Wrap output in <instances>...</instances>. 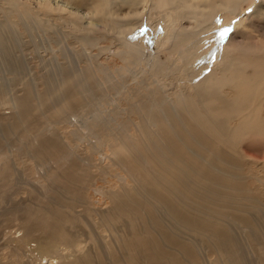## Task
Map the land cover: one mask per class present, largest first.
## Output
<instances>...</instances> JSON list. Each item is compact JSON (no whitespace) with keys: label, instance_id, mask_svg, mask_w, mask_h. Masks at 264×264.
I'll return each mask as SVG.
<instances>
[{"label":"bare ground","instance_id":"1","mask_svg":"<svg viewBox=\"0 0 264 264\" xmlns=\"http://www.w3.org/2000/svg\"><path fill=\"white\" fill-rule=\"evenodd\" d=\"M83 1L85 5L89 0H7L6 10L9 9L14 19L5 26L7 33L0 29V59L13 49L9 39L12 28L17 30L16 27L22 26L31 35L39 31L50 33L55 26L52 23L55 13L51 17L46 14L48 10L57 11L59 19L67 17L71 29L67 35L78 32L76 40L86 50L99 46L97 35L102 32L99 24L115 30L120 41L131 38L141 43L143 34L136 37L130 21L140 18L147 6L154 9L169 6L178 9L181 18L194 20L193 24H187V33L179 30L174 33L170 45L172 53L187 46L182 48L186 67L183 70L159 66L155 54L148 55L151 67L157 65L164 75L175 76L168 77L167 82L163 76L150 84L146 81L145 93L132 91L130 95L134 96L138 112V121L134 123L131 119L137 117L128 116L135 125L133 132L124 116L118 115V104L119 108L115 104L113 108L105 105L112 102L107 98L110 92L113 96L118 93L109 85L100 95L95 94L90 86L96 89L97 80L94 82L89 73L80 75L70 54L60 45L56 51L62 53L63 61L56 75H41L38 71L32 77L22 78L16 86L11 85L12 88L8 86L9 91L0 97L12 109L9 114L0 115L3 134L15 133L19 142L25 135L24 141H32L16 155L33 164L60 158L59 166L48 169L42 180L45 191L41 208L46 210L52 204L55 210L49 218L39 219L37 216H42L33 204L17 207L14 211L23 214L13 223L21 234L12 236V252L30 255L23 264H264V167H261L264 152H259L264 149V36L259 37L254 30L259 28L264 33V0L256 5L242 28L226 38L216 25L217 16L224 9L243 15L247 0H150V3L91 0L99 7L92 10L88 6L91 11H87L95 19L90 25L84 24L82 18L73 17ZM126 15L131 17L129 21ZM31 38L36 39L35 35ZM35 42V49L43 48ZM102 46L100 52H105ZM142 49L141 43L139 55ZM198 56L201 58L195 60ZM17 60L13 62L18 63L16 66H10L12 59L9 68H5L11 72L9 77H17L23 70L22 61L21 66ZM215 60H219V68L214 67ZM92 110L100 111V116L95 117ZM72 116L82 120L74 122ZM41 121L48 130L45 134L37 132L43 128ZM64 126L72 127L75 135L90 141L88 151L106 154V162L103 155L105 163H99L98 159L90 167L78 154L73 159L70 157V163L64 167L69 152V144L61 134ZM105 143L110 154L105 153ZM242 147L258 151L260 161L245 157ZM5 150L0 152V185L10 181L14 174L13 151ZM123 154L133 158L131 169L137 178L128 184L115 178V183L103 187L109 198L105 206L90 202L83 206L88 195L79 188L87 182L85 170L116 176L114 166H121ZM249 161L257 162L260 167L247 171L245 164ZM227 219L241 225L244 231L242 228L233 231ZM176 226L182 233L181 239L173 237L176 234L172 229ZM242 237H246V246ZM31 241L35 242L33 246ZM34 250H37L35 255Z\"/></svg>","mask_w":264,"mask_h":264},{"label":"rangeland","instance_id":"2","mask_svg":"<svg viewBox=\"0 0 264 264\" xmlns=\"http://www.w3.org/2000/svg\"><path fill=\"white\" fill-rule=\"evenodd\" d=\"M6 1L7 0H0V29H2V30L4 29L3 30L4 33L8 32V30L7 31L5 30L6 29L5 26L6 27L9 26V21L14 19V16L9 14V9L6 10V8H8L7 7L8 4ZM30 1L36 2V0H30ZM89 1H85V5H84V1H83L82 5H80L82 8L80 7L78 10V12L80 11L79 12L80 14H78V12H76V14L74 13L75 15L72 14V16L74 15L73 17L75 19L76 18H82V19H84V21H83L84 24L90 25L91 22L95 23L94 22L95 19L92 17V14L89 13L88 11H91L90 7L92 10H94V7H96V6H97L96 8H98L99 4L96 1H95L96 3H92L93 1H91V0H89ZM148 2L150 3V0H148ZM260 2H261V0H247L243 4V10L242 11H244V14L241 16L237 13L229 12V10H226V9L222 10L216 18V25L221 27L222 34L224 35V38L231 35L232 32L233 33L236 32V29H238L239 27L242 28L241 26L249 20L247 17L251 15L252 11L255 10L256 5ZM92 5H94V6L92 7ZM88 6H90V7H88ZM165 10H168V11H165ZM52 13L53 14L55 13L58 15L54 14V16H53ZM124 13H126V9H124ZM180 13L181 12L178 9L175 10V8H171L169 6H166L163 9H160V8L154 9V8H150L149 6H147L145 13L142 14L140 16V18L135 19L133 21L132 20L130 21L131 22V28L132 29L134 28L133 32L135 34L137 33L136 37L140 36V34H143V36L140 37V41H141L142 47H143V49H142L143 52L140 55L138 52H139V48H140L141 43H139L138 40L135 42V40L131 41V38H130L129 41H126V38H125V41L124 40L120 41L117 37L118 35L116 34V31L113 29H109L108 26H106L105 24H99L100 30H102V32H99L101 34L97 35L100 38L99 46L103 45L102 47H104L105 52L104 51L100 52L101 47H99L98 45L91 46L90 48H87L86 50H84L85 48L81 45L80 42H78L76 40V36L78 35V32H74L72 34L73 36H70V37H69V35H67L71 31V29L68 27L69 23L65 19L67 17L60 18L61 19L60 20L58 18L59 13L57 11L55 12L54 10H53V12H52V10H48V12L46 14H48V15L51 14L50 15L51 17L53 16L52 18L54 19V21H52V23L55 26L52 27V30L50 31L49 34H44L43 31L42 32L39 31L37 33L35 32L34 35H35L36 39H34V40H31L32 39L31 37L32 36L34 37V35H31V33L25 31L22 26H18L19 29L16 27L17 30H14L15 28L13 29L11 27L12 30H9V36H10L9 39L12 40L10 47H11V49L13 48L14 50L12 49L8 52V54L11 52V56L8 54H6V56H5L6 58L12 57L10 60H9V58L6 60L5 57H4V59H0V65H1V67H0V77H1V79H0L1 80L0 81V97L4 96L9 91L8 89L12 88L11 85L16 86L17 84L20 83L22 78L32 77L38 71L39 72L41 71V75L43 73H44V75H47V76L48 75H56L58 70L62 67L60 65V62L63 61L62 53L56 51L59 49V45H60V48H63L66 52H68L70 54L74 65H76L75 66L76 70L80 75L83 76V75H86L89 73V75L92 77L94 82H95V80H97V82H95L96 86H97L96 89L93 88V86L91 84H90L91 86L89 84H84L83 86H85V85L90 86L92 91L94 89L93 92L95 94L100 95L102 93V91H104L105 88L107 89L110 85L111 86L110 89H112V90L114 89V92H116V94L118 93L117 96L116 95L113 96L112 92H110V95L107 96V98L112 102H109V103H111L110 106H108L107 103H105V105H107V107H109V108H111L113 106V104H115L116 107L119 106L120 108L119 107L118 108L120 109V111H119L118 115L121 118L124 116L123 117L124 121H126L127 126L133 132V130L135 131V127H134L135 125H133L130 122L131 121L133 122L134 120L138 121V112H137V109H136L134 102H133L134 96L130 95L132 93V91L136 90V91H140L141 93H145L148 90L146 83H145L146 81H148L147 83L150 84L149 82H151L153 79H155V78L159 79L160 77L163 76V78L165 77L164 80L167 82L170 78L172 79L175 76L174 74H172L170 76L164 75L162 71L157 70V68H158L157 65H154L153 67H151L150 65L152 63L150 61H149V63L147 62L148 55L150 56L151 53L155 54L154 58L155 59L157 58L156 61H157V64L159 66L161 65V66H166L169 68L175 66L176 68L180 67L183 70L186 67V66H184V61L182 59V48L183 47L181 49H179L180 52L178 50V51L172 53L170 50V45L172 43V40H173L172 37H173L174 33L177 30L182 31L183 33H187L186 32L187 29H185V28H187V24H193L194 23V20L187 19V17H185L187 20L185 18H181ZM81 15H83V16H81ZM11 16H12V18H9ZM76 16H78V17H76ZM63 17H64V15H63ZM73 17H72V19H74ZM125 17H126V20H128V21L130 20L129 18H131L128 15H126ZM144 18H147V19H144ZM191 20H192V22H191ZM184 21H186V22H184ZM70 25L73 26L72 23H70ZM103 25H105V26H103ZM175 28H177V29H175ZM254 30L256 32L255 34L258 35L259 37L264 36V33L261 31V29L256 28ZM10 31H11V33H10ZM16 31H19V32L17 33ZM109 31H111V32H109ZM114 33H115V37H114ZM105 34H106V36H104ZM111 35L113 38L111 37ZM110 38H112V39H110ZM107 39H108V41H106ZM34 41H36L35 43H38L39 45H41L43 47V48H40L41 50L39 49L42 52V54L39 50L35 49L36 44L33 43ZM223 41H224V39H223ZM14 42H16V43H14ZM53 42H56L55 47H53V44H52ZM118 42H119V44H118ZM29 43H32V45ZM121 43H123V44H121ZM119 45H121V46H119ZM219 45L220 44H217V46H219ZM120 47L122 49H127V50L121 51ZM186 47L187 46H185L183 49H185ZM38 52H40V53H38ZM124 52H126L127 57L125 56ZM117 54L120 56V58ZM85 57H86V59H85ZM89 57H90V59H89ZM125 57H126V59H125ZM16 58L20 59V60L18 61ZM73 58H75V59H73ZM133 58H135V59H133ZM175 58H177V59H175ZM200 58L201 57L198 56L197 58H195V60L196 59L198 60ZM12 59H13V61H12V64H10V66L11 65L16 66L17 62L15 64L13 63L16 60L19 63L22 61L21 63L23 64V66L20 63L22 66L21 68L24 71H26L27 74L25 72H21L23 70L20 69L21 74L18 73L17 77L16 76H15V78H14V76L9 77L11 75V72H8L6 69L9 68V63L11 62ZM126 60H127V62H125ZM2 61H4V63H2ZM6 63L8 65H6ZM218 64H219V60H215L214 67L219 68L220 64L219 65ZM215 65H217V66H215ZM107 66H108V68H107ZM135 66H137V67H135ZM2 67L4 69H2ZM127 67H129L130 70H129V68L127 69ZM137 68H139V69H137ZM2 70L5 72H3ZM122 70H124V71H122ZM107 71H108V74H106ZM136 71L139 72V74ZM22 73H23V76H22ZM94 75H95V78H94ZM104 75H106V76H104ZM109 75L113 76V79L110 80ZM103 76L105 78L107 77L106 80ZM3 77H5V78H3ZM132 77L135 79L137 78V79L134 80ZM168 77H169V79H167ZM2 78H3V80H2ZM92 79L90 78V83H91ZM98 82H99V84H98ZM141 82H142V84H141ZM113 83H116V84H113ZM138 83L141 86H139ZM6 84H8V85H6ZM8 86L10 88H8ZM42 86L43 85L40 84V87H42ZM118 87H119V89H118ZM115 89L116 90L118 89V90L116 91ZM120 89H122L123 91ZM123 92H126V93H123ZM33 101H35V100H33ZM117 104H118V106H117ZM124 106L126 107L127 111H126ZM0 110H1L0 115L9 114L12 111L11 107H9L8 104H4L1 101V99H0ZM97 111H94V110L91 111V112H93L92 114H94L95 117L96 116L99 117L101 114L100 111H98V112ZM125 111L127 112V114ZM135 114H137V115H135ZM128 116L130 118L137 117V119L133 118L130 121L128 119ZM120 117H118V118H119V120L122 121V119ZM73 118H75V119H73ZM71 120L76 122V121H80L82 119L78 116H72ZM65 125H67V124H65ZM40 126L43 127L44 129L42 128L37 132L40 134H45V131H48L47 129L45 130V126H46L45 123L41 121ZM2 128H3V126L0 125V152L3 149H6L7 150V151L5 150L6 152L10 151L9 149H12V151H13V152L11 151L12 155H13L12 159L14 160V161L12 160V166H13V171H14L15 175L13 174V176H12L13 179L11 178L10 181H6L4 183V185H0V264H23V261L25 259H28V257H30V255H28V257L27 256L25 257L19 253L12 252L13 246L10 245V241H11L12 236H16V234L19 235V233L21 234V231L18 232L16 230V227H15L13 222L23 213H19V212H16L14 210L17 207L20 208V207L30 203V204H33L35 206L37 213H40L39 215L42 216V217L37 216L39 219L50 217V213L55 210V206L52 204L47 205L46 210H45V208H41V200L43 198V194L45 191V189L42 185V180L44 179L46 173L49 170L51 171L53 169H56L57 166H59L60 158H50L49 160L41 161V162L34 163V164L32 162H24L23 160L25 158L24 159L20 158L16 154L18 152H21L22 150H25L27 144L32 142L31 139H27L24 141L26 136L23 135L22 137L24 139L21 142H19V139H18L19 137L17 134L14 133V134H10L9 136L5 135V134H3L4 129H2ZM58 129L60 130L61 126H59ZM63 129L61 130V132H62L61 134L63 135L62 138L65 136L67 141H65V139H63V140L65 142H67L66 144H69L67 146L69 152L66 153V155H67L66 159H65V161L63 160L64 165L61 164V167H62V165L64 167L67 166L71 161L70 157H71V159H73V158H75V156L77 157L78 154H79V158L84 159L85 162H87L90 167H91V162H93V161L97 162L98 159H100V161H98L99 163H101V161L103 163L104 157H105V162H106V160H107L106 154H104L100 151H96V152H93L92 150L88 151L90 148V146H89L90 141L89 140L87 141V139L83 138V136H81V135H79V136H78V134L75 135L72 132V127L64 126ZM70 140H71V142H70ZM80 140L83 142H81ZM103 145H104V143H103ZM104 147H106V143H105ZM107 149H108V147L105 148V153L110 154V152H108L109 149L108 150ZM248 150L249 149L242 147V153L244 155L246 154L245 157H248L250 159L256 158L259 160V157L261 155L256 154L258 151L252 152V150H249V152H248ZM11 152H10V154H11ZM259 152L263 153L264 149L261 148V150ZM70 153H71V155H70ZM251 153H253V154L251 155ZM80 154L83 156H81ZM103 155H104V157H103ZM101 158L103 160H101ZM56 159L57 160L59 159V160L57 161ZM66 160H68V162ZM85 162L83 165H85ZM251 162L252 161H249V162H246V164H245V166L246 165L248 166V168L246 166L247 171H250L251 168L256 170L257 167H260V165L257 162L256 163H254V162L251 163ZM132 164H133V158H131L127 154H123V163L121 164V166H118V167H117V165L114 166V167H116V169L114 170V172H116V176L114 173H108V174L107 173L106 174L100 173V172L98 173L95 170L93 171L91 169L85 170V172H87V173L82 171L83 175H84V173L86 174V176L85 175L84 176L86 177L87 182L84 181V183L81 185L82 188H79V189L80 190L82 189V191L85 189L86 194L88 195L83 200L82 205L87 206V204L89 205V202H90V203L96 204L97 206H103V205L105 206L108 203L109 198L103 192L104 189H102V188L108 187L111 183H115L116 179L122 180V182L127 183V184L131 183L132 180L136 179L138 176L131 169ZM1 165H2V161L0 159V167H1ZM261 167H264V164ZM24 169H27V170H24ZM118 175H119V179L117 177ZM88 176H89V178H88ZM120 176H122V177H120ZM77 210H79V208ZM227 220L232 225L233 231L239 230L240 228H242V231H244V228L241 225L236 224L235 222H233L230 219H227ZM178 230L179 229L177 228V226L172 229V231H174V234H176V236H173L175 239H181L182 233H180ZM105 233L108 235V237L110 236L109 232H105ZM34 243L35 242L31 241L32 246ZM242 243L244 246H246V237H242ZM28 247H29V245H28ZM33 254L34 255L37 254V250H34Z\"/></svg>","mask_w":264,"mask_h":264}]
</instances>
